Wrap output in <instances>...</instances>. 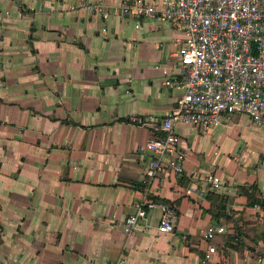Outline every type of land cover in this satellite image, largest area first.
Masks as SVG:
<instances>
[{"label": "crops", "instance_id": "crops-1", "mask_svg": "<svg viewBox=\"0 0 264 264\" xmlns=\"http://www.w3.org/2000/svg\"><path fill=\"white\" fill-rule=\"evenodd\" d=\"M165 1L0 0V264H264V130L249 116L207 135L179 125L183 173L170 154L146 181L139 147L184 93L165 85L179 45L123 10ZM151 201L175 210L174 231ZM139 205L148 220L128 235ZM211 225L226 233L207 241Z\"/></svg>", "mask_w": 264, "mask_h": 264}, {"label": "built area", "instance_id": "built-area-1", "mask_svg": "<svg viewBox=\"0 0 264 264\" xmlns=\"http://www.w3.org/2000/svg\"><path fill=\"white\" fill-rule=\"evenodd\" d=\"M123 12L169 23L179 45L175 78L167 79L165 85L184 93L171 113L157 121L163 136L139 147V152L153 155L146 172L148 183L165 170L163 160L170 154L175 156L171 169L176 175L183 173L185 154L178 149L181 140L176 133L179 125L197 127L207 135L234 115L245 114L254 127L264 130V0H166L163 6L125 5ZM132 121L147 125L137 118ZM213 150L218 152L217 147ZM203 181L216 191L223 188L216 174L206 175ZM147 207L162 210L161 233L174 231L177 214L171 206L149 202ZM140 220H148L143 205L126 219L125 232L131 235ZM225 233V227L211 225L205 239L212 241ZM215 254V247L210 248L207 260Z\"/></svg>", "mask_w": 264, "mask_h": 264}, {"label": "trees", "instance_id": "trees-1", "mask_svg": "<svg viewBox=\"0 0 264 264\" xmlns=\"http://www.w3.org/2000/svg\"><path fill=\"white\" fill-rule=\"evenodd\" d=\"M151 202H156V201H151ZM263 209H264V204L262 205ZM259 230V232H262L263 231V226H259L257 231ZM257 239H260V238H263L264 239V233L263 234H259L258 236V232H257V235H256Z\"/></svg>", "mask_w": 264, "mask_h": 264}]
</instances>
